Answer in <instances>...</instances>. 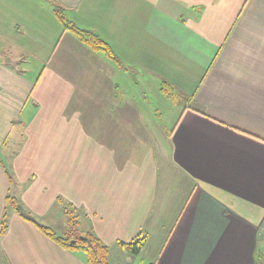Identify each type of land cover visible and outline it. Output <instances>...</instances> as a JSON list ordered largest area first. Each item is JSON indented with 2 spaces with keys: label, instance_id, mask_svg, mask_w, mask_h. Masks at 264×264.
<instances>
[{
  "label": "crops",
  "instance_id": "0c3cea01",
  "mask_svg": "<svg viewBox=\"0 0 264 264\" xmlns=\"http://www.w3.org/2000/svg\"><path fill=\"white\" fill-rule=\"evenodd\" d=\"M0 150V223L13 191L41 216L74 210L111 264H256L264 0H0ZM8 216L9 264H88ZM141 234L139 256L118 246Z\"/></svg>",
  "mask_w": 264,
  "mask_h": 264
},
{
  "label": "trees",
  "instance_id": "16d2710c",
  "mask_svg": "<svg viewBox=\"0 0 264 264\" xmlns=\"http://www.w3.org/2000/svg\"><path fill=\"white\" fill-rule=\"evenodd\" d=\"M58 16L62 22L64 31L74 34L91 50L95 52H101L111 60L119 61L112 47L102 40L96 33L78 28L76 25L66 20L60 12L58 13ZM161 91L168 97H173L175 94L173 87L168 83H163ZM10 199V197L7 198V205L10 204L12 209L16 210L24 220L34 224L45 237L50 239L63 250L69 252H82L86 257L88 264H111L110 248L106 244H104L96 235H94V233L90 232L86 235H81L78 233V216L75 215L74 210L71 211V213H67V215L70 216V231L65 236H58L50 228L37 223L31 217L25 214L22 209L17 206L19 204L18 201L13 199L11 202ZM7 210L8 209L6 206L0 223V237L4 236L8 230L9 212ZM146 241L147 237L141 234L136 240L129 243L120 242L118 243V246L125 250L129 255L136 257L142 253ZM256 264H264V253L258 255Z\"/></svg>",
  "mask_w": 264,
  "mask_h": 264
},
{
  "label": "rangeland",
  "instance_id": "374dc122",
  "mask_svg": "<svg viewBox=\"0 0 264 264\" xmlns=\"http://www.w3.org/2000/svg\"><path fill=\"white\" fill-rule=\"evenodd\" d=\"M53 36L54 35L52 34L51 35V41L54 40ZM56 42H57V40H56ZM56 42L55 43H49L48 49L50 50V52H51L52 49L55 48V46L57 44ZM3 136L5 137V133H3ZM7 144L10 145V140L8 141ZM8 155H9L8 151L4 150L2 152L0 150V162H3L6 165V168L8 167V163H9V160H10V157ZM10 178H11V176H10ZM9 197L11 198L10 200L12 202V200L14 199L13 191L10 192ZM18 200L19 199L16 198L15 201H18ZM17 206L19 208H21L22 211L25 214H27L29 217H31L34 221H36L37 223H39V224H41L43 226H46V227L50 228L58 236H65L70 231V227H69L70 216H68L66 214V213H68V211H66V213H63V214L59 215L57 209H55V210L52 209L48 213H45L44 215L41 216V215H38L37 213H35L34 211H30L31 209H29L28 207H25L20 202H19V204ZM7 209H8L7 210L8 212H12L14 210V209H12V206L10 204L7 205ZM71 211H73V210H70V213H71ZM77 216L79 218V215H77ZM85 225L86 224L83 223L81 225V229L84 232H88L89 229H86ZM77 231H79V230H77ZM0 264H9V262L6 260L4 255H0Z\"/></svg>",
  "mask_w": 264,
  "mask_h": 264
},
{
  "label": "built area",
  "instance_id": "2783aa9c",
  "mask_svg": "<svg viewBox=\"0 0 264 264\" xmlns=\"http://www.w3.org/2000/svg\"><path fill=\"white\" fill-rule=\"evenodd\" d=\"M260 240L264 244V227H262V233L260 234Z\"/></svg>",
  "mask_w": 264,
  "mask_h": 264
}]
</instances>
